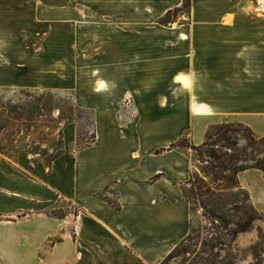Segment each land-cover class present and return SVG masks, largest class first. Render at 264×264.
Segmentation results:
<instances>
[{
  "label": "crops",
  "instance_id": "obj_1",
  "mask_svg": "<svg viewBox=\"0 0 264 264\" xmlns=\"http://www.w3.org/2000/svg\"><path fill=\"white\" fill-rule=\"evenodd\" d=\"M20 1L0 0V88L25 87L19 57L26 58V77L34 73L33 55L18 50ZM183 1L89 5L112 16L115 9L122 16L131 9L163 10L159 19ZM198 1L204 9L226 3ZM108 21L81 29L105 48L82 56L87 81L83 75V83L63 87L74 91L80 110L92 113L93 143L73 156L78 132L71 124L64 130L67 150L50 166L26 172L0 161V264H162L191 232L184 192L197 166L190 149L156 152L187 136L201 146L196 132L206 136L228 120L256 136L257 118L264 119V33L132 34L127 25L115 34ZM263 136L264 128L256 137ZM258 172L239 175L255 205L264 202ZM63 204L78 215L53 216Z\"/></svg>",
  "mask_w": 264,
  "mask_h": 264
},
{
  "label": "rangeland",
  "instance_id": "obj_2",
  "mask_svg": "<svg viewBox=\"0 0 264 264\" xmlns=\"http://www.w3.org/2000/svg\"><path fill=\"white\" fill-rule=\"evenodd\" d=\"M89 1L95 2H19L18 50L33 55L34 73L28 74L29 78L26 77V58L19 57V84L25 87L0 88V161L3 166L6 163L13 166L18 164L19 170L25 169L26 172L38 165L50 166L66 152L64 130L71 124L76 125L78 132L77 142L71 150L73 156L95 140L92 113L80 110L74 104V91L63 90L64 86L79 84L83 75H86L84 80L87 81L88 65L83 63L87 58L82 56L105 48L104 44L95 42L91 36L89 38V35L82 34V28H89L103 19L113 24L115 34L122 27L127 28V25L130 26L128 33L132 34L153 33L158 30L171 34L203 33L219 36L264 33V6L259 0H226L225 8L219 9H204L202 3H197L198 0H184L179 8L167 11L159 19L157 16L163 13V10L131 9L128 15L122 16V11L115 9L112 16L109 13L103 14L100 10L90 9L93 5H89ZM127 1L131 5L133 2L136 4V0ZM59 13H62L61 16ZM123 17H128L130 22L124 18L125 22ZM31 78L32 86L27 87L25 81ZM257 120L256 136L264 128V119ZM224 123L234 126L240 124L233 120ZM246 134L248 132L242 129L240 134L231 137L237 142V148L244 149L251 155L252 151L248 149L245 140ZM205 137L199 130L195 134L194 142L205 141ZM185 138L184 144L192 146L191 137ZM215 151L227 153L229 158L234 156L229 149L217 147ZM192 152L197 166L196 173L216 189L218 194L215 199L221 206H216V209L209 206L208 210H204L199 201L192 198L191 202L195 205L192 204L191 236L179 245L168 263L162 264H264V202L259 200L258 205H255L252 201V207L246 202L244 191L236 188L224 190L227 185H232L228 184L224 177L234 179L233 172L246 164H234L233 172H221L204 162L205 159L198 160V155L193 150ZM255 158L263 159L264 155H256ZM213 172L218 173L215 178ZM258 173L262 175L260 171ZM190 191V187L186 188L185 194L192 197ZM258 196L262 197V192ZM107 199L111 200L110 196H107ZM252 208L262 219L256 221L249 232L239 234L235 240L230 239L228 231L235 230V224L244 218V212L252 214ZM212 210L215 215L226 221L228 231L222 222L210 215ZM78 213L76 207L68 204L51 211L53 216L60 217Z\"/></svg>",
  "mask_w": 264,
  "mask_h": 264
},
{
  "label": "trees",
  "instance_id": "obj_3",
  "mask_svg": "<svg viewBox=\"0 0 264 264\" xmlns=\"http://www.w3.org/2000/svg\"><path fill=\"white\" fill-rule=\"evenodd\" d=\"M245 129L248 134L245 135V140H247V146L248 149L252 151L251 155H248L244 149L240 150L238 147L237 142L233 141L231 136L240 134V130ZM186 138H182L179 141L171 144L169 149H162L158 150L156 154H162L166 151H171L174 149H191L194 151L195 154L198 155L199 159H205L204 162L211 164L214 169L220 170L221 172H227L235 170L233 169L234 164H246L244 166L239 167L236 169L233 173V178H227L224 177V180L228 184L224 190H230L233 188L239 189L241 191H244L246 194V202L248 204H251L253 207V203L250 197V194L248 191L243 189L239 182V175L247 170L254 169L260 171L264 176V158L263 159H256V155H264V136L261 138H257L253 132V130L240 123L237 126H234L233 124L224 123L221 125H216L210 128V130L207 132L206 140L204 144L201 146H189L185 145ZM224 144V145H222ZM223 148V149H229L232 153H234V156L228 157L227 153H222L215 151V148ZM206 150V152H205ZM244 151V152H243ZM248 162H251V165H247ZM215 174H218L216 172H213V177L215 178ZM218 179V178H217ZM188 187L191 188L190 193L191 195H186L185 192V198L190 202L191 205V215H192V204L195 205L192 201L198 200L200 203V206L204 210H208L209 206L216 207L221 206L217 200L215 199L216 195L218 194L216 192V189L210 186L209 183H207L204 179L200 178L197 173H194L191 176V179L188 183ZM187 187V188H188ZM186 190V189H185ZM110 202V201H109ZM111 205H113L116 209H119V206L114 203L110 202ZM216 209V208H215ZM246 210V209H245ZM215 216L219 222H222L224 225L226 221L215 215V212L212 210L211 214ZM261 215L252 208V214L248 212H244V218L239 220L235 226V230L232 232H229L227 230V226L225 225V229L228 231V237L232 240H235L239 234L247 233L251 230L253 224L261 220ZM191 232H192V224H191ZM191 232L189 236L185 239L187 240L191 236ZM178 248V247H177ZM176 249L165 259L163 263H168L174 254Z\"/></svg>",
  "mask_w": 264,
  "mask_h": 264
},
{
  "label": "bare ground",
  "instance_id": "obj_4",
  "mask_svg": "<svg viewBox=\"0 0 264 264\" xmlns=\"http://www.w3.org/2000/svg\"><path fill=\"white\" fill-rule=\"evenodd\" d=\"M260 4L264 6V0H259Z\"/></svg>",
  "mask_w": 264,
  "mask_h": 264
}]
</instances>
